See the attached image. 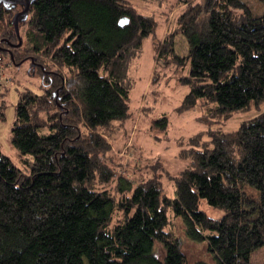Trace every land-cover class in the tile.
<instances>
[{
  "label": "trees",
  "instance_id": "1",
  "mask_svg": "<svg viewBox=\"0 0 264 264\" xmlns=\"http://www.w3.org/2000/svg\"><path fill=\"white\" fill-rule=\"evenodd\" d=\"M259 1V15L240 0L185 1L158 50L165 63L188 64L178 112L199 100L224 118L264 105ZM13 14L0 1V58L30 59L41 70L42 93L19 92L10 130L29 173L0 151V264H210L166 229L168 210L188 238L206 240L214 264H249L264 245V110L235 130L181 140L187 164L167 196L159 178L134 181L122 171L110 142L127 117L129 59L155 20L129 0H34L18 23L27 45L15 46ZM179 33L187 42L182 56ZM152 126L166 130V116ZM201 199L224 214L209 217Z\"/></svg>",
  "mask_w": 264,
  "mask_h": 264
},
{
  "label": "rangeland",
  "instance_id": "2",
  "mask_svg": "<svg viewBox=\"0 0 264 264\" xmlns=\"http://www.w3.org/2000/svg\"><path fill=\"white\" fill-rule=\"evenodd\" d=\"M185 1L202 0H129L137 12L152 17L156 26L153 33L143 38L140 50L129 59L126 76L129 84L127 117L110 138L113 153L122 162L119 166L122 171L128 173L134 181H139L143 176L159 178L163 192L171 197L175 195L172 177L187 164L179 156V150L184 146L181 140H187L191 135L208 129L221 132L235 130L243 121L264 110L263 104L259 107L252 105L247 110L234 112L224 118L207 114L199 100L192 109L177 111L189 91L187 85L179 82L180 75L187 73L188 64L182 67L174 61L165 63L162 58H158V50L164 35L174 28ZM240 1L253 15L263 12V3L259 0ZM25 28V25H21L18 29L21 41L27 45ZM174 41L176 53L180 56L186 54L185 37L179 33ZM1 57L3 76L0 88L3 91L4 107L3 118L0 119V151L27 174L29 167L21 161L12 146L10 130L15 119L14 108L19 92L28 89L41 94L42 74L37 66L31 69L30 59L14 64L7 52H2ZM162 115L167 118L166 130L155 129L152 125ZM199 209L216 219L225 212L223 208L209 205L204 199L199 201ZM167 215L169 222L166 229L179 237L185 252H190L192 256L199 255L201 259L214 264L212 255L206 250V240L194 241L188 238L181 229L182 220L169 210ZM157 248L161 256L160 246ZM249 264H264V245L251 252Z\"/></svg>",
  "mask_w": 264,
  "mask_h": 264
},
{
  "label": "water",
  "instance_id": "3",
  "mask_svg": "<svg viewBox=\"0 0 264 264\" xmlns=\"http://www.w3.org/2000/svg\"><path fill=\"white\" fill-rule=\"evenodd\" d=\"M1 1V0H0ZM34 0H27L23 9L20 10L19 12H15L12 16V23L14 26V30L18 39V42L15 46H20L21 44V38L19 35V29H18V22L19 21H24L27 18V14H28V9H29V5L33 3ZM20 18V19H19ZM125 19H122L121 22H125ZM31 65L34 66V63L31 62ZM57 91H54V93H56Z\"/></svg>",
  "mask_w": 264,
  "mask_h": 264
},
{
  "label": "flooded vegetation",
  "instance_id": "4",
  "mask_svg": "<svg viewBox=\"0 0 264 264\" xmlns=\"http://www.w3.org/2000/svg\"><path fill=\"white\" fill-rule=\"evenodd\" d=\"M26 1L27 0H1L2 4L6 5V6L10 5L14 9V13L22 10ZM30 5H29V7H30Z\"/></svg>",
  "mask_w": 264,
  "mask_h": 264
},
{
  "label": "built area",
  "instance_id": "5",
  "mask_svg": "<svg viewBox=\"0 0 264 264\" xmlns=\"http://www.w3.org/2000/svg\"><path fill=\"white\" fill-rule=\"evenodd\" d=\"M2 64V59L0 58V81L2 80V76H3V66Z\"/></svg>",
  "mask_w": 264,
  "mask_h": 264
}]
</instances>
